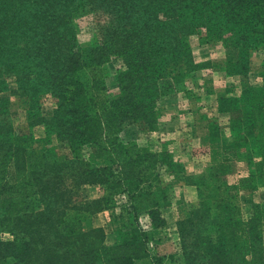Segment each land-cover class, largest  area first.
Instances as JSON below:
<instances>
[{"label": "trees", "instance_id": "trees-1", "mask_svg": "<svg viewBox=\"0 0 264 264\" xmlns=\"http://www.w3.org/2000/svg\"><path fill=\"white\" fill-rule=\"evenodd\" d=\"M89 14L107 22L81 47L76 22ZM198 30L238 49L244 64L256 47L264 56V0H0V264H264V76L220 100L229 117L219 150L193 149L204 167L193 177L197 199L176 223L177 252L152 251L167 225L160 171L169 158L119 138L130 125L152 130L161 97L185 75L171 66L196 67L188 39ZM112 61L123 65L121 95L108 100L97 73ZM47 93L56 100L51 115L39 103ZM10 97L29 99L26 126L13 125ZM38 125L56 146L29 147L28 129ZM83 146L109 164L90 166L78 155ZM240 160L249 168L244 178ZM86 186H99L102 198H85ZM120 196L126 218L109 245L102 228L86 230L84 221Z\"/></svg>", "mask_w": 264, "mask_h": 264}, {"label": "rangeland", "instance_id": "rangeland-1", "mask_svg": "<svg viewBox=\"0 0 264 264\" xmlns=\"http://www.w3.org/2000/svg\"><path fill=\"white\" fill-rule=\"evenodd\" d=\"M107 19L101 15L89 14L76 22L77 43L81 47H88L96 41L99 31L106 25ZM191 56L196 67L185 69L183 60L176 62L170 68L173 75L185 74L173 82L172 88L162 96L154 110L152 130L139 131L135 126H126L119 133L124 142L146 148L152 153H165L172 166L160 171L163 184H167L169 207L162 213L166 219L165 228L155 233L156 248L152 251L159 255H167L179 251V237L176 223L186 217L189 204L197 199V192L193 186L194 175L200 173L204 167L203 158L193 149L219 150L220 135L227 133V121L219 112L220 100L228 97H238L249 85H258L263 81V51L256 47L248 53V63L240 62V51L232 46L226 47L216 42L204 30H198L188 39ZM120 61H112L99 70L103 80L102 94L108 100H115L121 95L117 76L122 71ZM187 71V73H186ZM83 78H92L85 73ZM56 100L50 94H42L39 103L45 115H51ZM11 121L15 127L26 126L32 117L29 99L25 97H10L5 101ZM200 109L201 113L197 110ZM221 113V112H220ZM226 114V113H222ZM214 135L208 147L200 148L194 145V139L199 134L201 126ZM31 134L29 147L44 150L56 146L53 135L42 125L28 129ZM220 134V135H219ZM78 155L84 158L92 167L108 165L105 159L94 160L90 151L83 146ZM180 158L182 162L176 161ZM179 159V160H180ZM249 168L240 160L237 163V176H247ZM193 179V180H192ZM155 182V181H154ZM81 195L87 199L102 198L103 192L99 186H86L80 189ZM114 207L89 216L84 221L86 230L100 227L106 235L109 245L119 242L118 228L126 218V197L120 196L113 202ZM115 218L118 224L114 223ZM140 225L149 230L150 222L146 216L140 218ZM1 240L8 241V234H1ZM141 264V263H139Z\"/></svg>", "mask_w": 264, "mask_h": 264}, {"label": "crops", "instance_id": "crops-1", "mask_svg": "<svg viewBox=\"0 0 264 264\" xmlns=\"http://www.w3.org/2000/svg\"><path fill=\"white\" fill-rule=\"evenodd\" d=\"M201 108H199L197 110L198 113H201L200 111ZM220 115H222V117L226 118V121L228 122V114H222L220 112H218ZM199 131V134L197 136V138L194 139V145L196 147H200V148H204V147H208L210 145V142H211V137H210V134H209V131L207 128H205V126H201L200 129L198 130ZM180 159V158H179ZM178 158H176V161L178 162H182V160L180 159L179 160Z\"/></svg>", "mask_w": 264, "mask_h": 264}]
</instances>
